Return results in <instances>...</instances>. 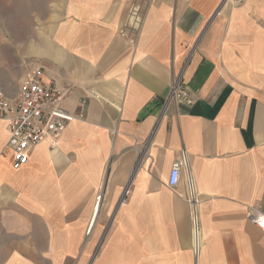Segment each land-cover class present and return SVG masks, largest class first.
I'll return each instance as SVG.
<instances>
[{
    "label": "crops",
    "instance_id": "crops-1",
    "mask_svg": "<svg viewBox=\"0 0 264 264\" xmlns=\"http://www.w3.org/2000/svg\"><path fill=\"white\" fill-rule=\"evenodd\" d=\"M20 2L38 35L20 64L76 120L19 169L0 120V264H264L247 219L264 212V0H144L135 44L120 34L133 0ZM178 76L193 104L165 107ZM182 151L202 196L198 257L183 177L168 186Z\"/></svg>",
    "mask_w": 264,
    "mask_h": 264
},
{
    "label": "built area",
    "instance_id": "built-area-1",
    "mask_svg": "<svg viewBox=\"0 0 264 264\" xmlns=\"http://www.w3.org/2000/svg\"><path fill=\"white\" fill-rule=\"evenodd\" d=\"M140 2L141 0L132 2L120 31L122 37H131L133 44L144 23V9ZM14 94L9 95L0 86V120L7 124L9 133L6 149L12 153L13 166L19 169L29 163L31 151L41 143L49 141L51 149H56L61 136L76 117L63 106L66 94L55 84L45 81L41 69L26 75ZM193 101V94L182 77H175L165 100V107L179 102L191 105ZM182 177L190 214L193 250L198 257L203 245L200 217L202 196L198 192L186 151H182L175 161L168 186L176 188ZM100 200L101 197L98 198V205ZM247 219L264 230V212L260 208H250Z\"/></svg>",
    "mask_w": 264,
    "mask_h": 264
},
{
    "label": "rangeland",
    "instance_id": "rangeland-1",
    "mask_svg": "<svg viewBox=\"0 0 264 264\" xmlns=\"http://www.w3.org/2000/svg\"><path fill=\"white\" fill-rule=\"evenodd\" d=\"M140 4L145 9L144 0H141ZM24 5L26 4L20 0H10V3L0 0V74L5 75V77L2 76L3 83L12 78L18 87L21 80L33 72L34 65V62H28L21 66L20 54L24 56L27 53L34 54V51L27 52L25 48L33 47V42L38 36L34 33L36 21L34 18L25 16ZM35 6H40V4L36 3ZM28 7L29 4L26 5V15ZM3 57H5V65H2Z\"/></svg>",
    "mask_w": 264,
    "mask_h": 264
},
{
    "label": "bare ground",
    "instance_id": "bare-ground-1",
    "mask_svg": "<svg viewBox=\"0 0 264 264\" xmlns=\"http://www.w3.org/2000/svg\"><path fill=\"white\" fill-rule=\"evenodd\" d=\"M98 207H99V205H98ZM96 215H98V209L96 210ZM94 222H95V221H94ZM94 222H93V224H94ZM93 224H92V226L90 227V231L93 230V226H94Z\"/></svg>",
    "mask_w": 264,
    "mask_h": 264
}]
</instances>
